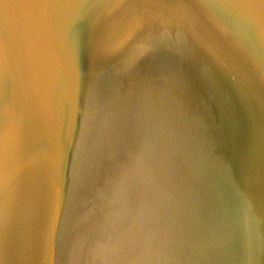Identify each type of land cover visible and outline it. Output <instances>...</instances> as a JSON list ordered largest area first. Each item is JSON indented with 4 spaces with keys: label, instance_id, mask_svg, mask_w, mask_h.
Here are the masks:
<instances>
[{
    "label": "water",
    "instance_id": "obj_1",
    "mask_svg": "<svg viewBox=\"0 0 264 264\" xmlns=\"http://www.w3.org/2000/svg\"><path fill=\"white\" fill-rule=\"evenodd\" d=\"M0 264H264V0H0Z\"/></svg>",
    "mask_w": 264,
    "mask_h": 264
}]
</instances>
